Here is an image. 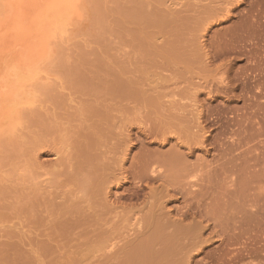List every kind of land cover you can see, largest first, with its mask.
I'll list each match as a JSON object with an SVG mask.
<instances>
[{"label": "rangeland", "instance_id": "374dc122", "mask_svg": "<svg viewBox=\"0 0 264 264\" xmlns=\"http://www.w3.org/2000/svg\"><path fill=\"white\" fill-rule=\"evenodd\" d=\"M75 5L0 136V264H133L151 213L176 264H264V0Z\"/></svg>", "mask_w": 264, "mask_h": 264}, {"label": "bare ground", "instance_id": "6f19581e", "mask_svg": "<svg viewBox=\"0 0 264 264\" xmlns=\"http://www.w3.org/2000/svg\"><path fill=\"white\" fill-rule=\"evenodd\" d=\"M75 2L76 0H8L9 7L7 6V8H10V10L12 8V13L8 14L9 16H7L6 14L5 16L7 17L4 19H2L4 17L2 15V18L0 19V64L3 63L6 66V68L4 67L5 69L2 68L4 69L2 71L0 68V136L5 134L6 132H11V131L14 132L15 129H17L18 126L17 124L19 123L18 120L21 119V117L19 119V113H21V110L23 112L24 110L23 108L26 106L28 102H30V99L28 98L30 94L28 91L32 90L30 88H33L34 82H36L33 80L35 79V77L33 76H35L34 74L36 70L32 71L30 69H32V66L33 68H37L35 67L37 66V63L36 65L34 64L31 65V64L32 62L35 63L34 60L38 58L37 53L40 50L39 48H41L39 46H42L43 44V41L39 40V37L42 36L45 32L44 30L46 29V27L44 26L47 25L48 29L46 31L47 33H51V31L53 32V30H51L52 26L55 31L57 30L56 29L57 26H55L57 22L61 21L60 25L59 23L57 24L58 28L61 27L62 24L64 25L67 24L68 18L70 17V15L72 16L71 13L73 12V9L76 10L75 9L76 7H74ZM5 3L3 0L4 6H6ZM7 8L5 9V11L8 10ZM4 12L3 13L1 12V14H4ZM6 12H9V10ZM52 22H54V24H52ZM50 23L52 25L49 26ZM42 30H43V34L39 36V33L42 32ZM49 36L54 37L53 34H50ZM42 38L43 37H41L40 39ZM49 38L52 39L51 37ZM43 39L46 42L47 41L46 39H48V37L46 38L44 37ZM48 44L46 43V45ZM42 50L43 47L39 53L45 51ZM47 52L49 53V50ZM45 55H46V51L44 52V55L42 54V58L45 57ZM46 57L45 60L43 59L44 61L47 60ZM21 59H23V61H21L20 64L19 61ZM30 62L31 64H29ZM126 93L130 94V92L128 91ZM132 94H134V91H132ZM35 98L33 100H35ZM26 99H29V101H26ZM31 103L32 101L30 102V104L28 103V105L30 106ZM160 140L162 142L169 141V139L166 136H162ZM55 153H56L55 155H58L57 151H55ZM166 156L164 157H165V161L167 159V162H165L163 158V161H161L160 163V161H158L160 159L157 158L158 161L157 163L164 164L170 169L172 168L175 170V171L173 170L174 173L172 172L173 173L172 177L168 175H163L164 178L168 181L169 185L173 186L180 181L177 175L180 170L179 168L185 165V160H184V156H181L179 154H173L174 157L172 158L171 156L169 157L167 156L166 158ZM153 171L156 172L155 170ZM133 177H137L138 179L146 178L153 180V179H159L160 175L155 176L141 172L138 174L136 173ZM171 196L177 197V194L174 192L172 193ZM187 215H189V212L182 214V220H184ZM157 216H159V214L157 215L151 213L150 217L147 219L148 223L146 224V228L151 229L154 232V234L150 233V235L151 234L153 235L147 236V238H145L140 242H137L133 246V249H136V251H134V255H133L134 257L130 256V261L132 263L134 262L133 264L135 263L136 264H176L177 263V260L176 259L174 260V257L178 253V246L175 245L174 247V245H171L170 244L171 241L169 243V241L167 240L168 236L166 239L165 237L164 238L161 237V236H165L164 234L162 235L163 233L162 230L164 229V226L170 221V219L169 221L167 220L166 222H161L159 219H157ZM177 225L180 224L178 223ZM189 229H190L189 227L179 228L180 232L182 233H184L183 231H188ZM177 234H180L179 231H177ZM176 240H178V237H176ZM151 243L152 245L150 246ZM156 245L161 246L159 248L162 249L163 251L162 252L161 250H159L160 253H162L161 255H159V257L158 256L154 257L156 254L157 255L159 254L158 250H157L158 253L156 252V254L153 255L155 253L153 252V250L155 251V248H158V246L156 247ZM135 247L140 249L139 252H137L138 249ZM151 247L153 249H150ZM153 257L156 259L154 260ZM151 259H153V261Z\"/></svg>", "mask_w": 264, "mask_h": 264}]
</instances>
